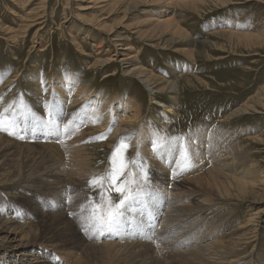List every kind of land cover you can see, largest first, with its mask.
Segmentation results:
<instances>
[{
	"label": "rangeland",
	"instance_id": "rangeland-1",
	"mask_svg": "<svg viewBox=\"0 0 264 264\" xmlns=\"http://www.w3.org/2000/svg\"><path fill=\"white\" fill-rule=\"evenodd\" d=\"M20 1L23 3L28 1L26 14L31 17L27 20L18 19L16 15L21 12L17 8L19 0H0V116L11 122L10 130L16 134L15 137L21 133L22 137L27 140L23 141L12 137L7 134V131H0V135L4 134L13 140L19 142L21 140V143L25 142L29 146L28 148L37 150L40 161L42 156L51 154L53 163L57 165L55 166V172L59 173L62 178L65 173L66 179L79 175L83 176L84 183H80V186L87 191L88 195L91 193V197L95 202H99L100 190L92 187L88 181L108 172L109 156L114 149L119 145H127L123 149V155L129 164L122 179L135 180L138 184L143 185L144 180L141 179V176H138L140 171L135 166L138 161L134 157L139 152L140 158L147 162L148 158L144 157L142 148L146 150L153 148L151 149L152 156H157L159 147L153 146V144L151 148H148L150 146L147 145L151 143L149 139L145 143L139 139V148L134 144L133 150L127 142L121 139L115 140L112 145L97 143L110 136V132L104 131L103 136L102 133H94L91 130V126L94 124L80 127L79 124L71 122L70 134L63 138L59 137L58 134H48L51 127H43L42 125V131L32 132V122L27 117H29L28 108L32 107L34 95L36 100H44L41 106L43 111L41 112V109H38L36 112L38 115L37 120L41 124L47 120V110L55 103L64 111H68L65 109L69 107L73 117L76 112L79 114L81 109L83 111L84 107H87V103L91 98H95L99 101L103 100L102 107L106 105L105 110L112 111L114 120L118 118L116 119L117 125L125 121L129 122L128 124L134 125L136 123L138 127L145 128L148 125L156 124L155 122L158 121V125L164 126L160 129L164 140L169 137L171 139L174 137H177L176 139L188 138L192 133H197L202 129L208 132L218 130L226 136L229 147L226 146V152L224 151L220 157V154H216L214 157L212 152H205L204 154L210 156L207 159L208 161L202 162L198 159L204 165L200 166L197 160V165L193 168L180 166V171L184 174L178 172L176 174L180 177L190 178L188 185L190 192L198 193V200L194 202L195 199H191L190 196V202H177L175 205L178 206L179 210L184 207L186 211L189 210L190 213L199 216L197 218L191 216L192 222H197L200 226L198 232H195L194 235L190 233V236L195 237L197 234L209 230L212 222L217 223L219 219L221 222L226 221L233 225L231 229L239 228L240 234L245 236L246 241L254 239L251 243H247L244 249L245 257L238 264H264V200L259 201L261 197H264V192L256 187V191H259L261 196L256 197V202L249 203L246 200L239 202L212 192L213 186L211 187L209 183L215 181L210 178H207L210 182L203 180V186L199 187V178H206L208 174L205 172H208L213 164L215 165L214 168L217 167L216 169L220 168L219 170H221L223 164L234 161L231 157L232 152L237 157L235 162L240 164L234 166L240 168L245 165V168H241V173L246 174V169H249L251 172H257L258 175H264V44L248 48L247 44L241 45L236 39L230 41L223 34L225 29H232L236 26L234 30L254 32L252 34L264 38V31H262L264 30V1L230 0L227 3L221 1L217 3L216 0H213L208 4H203L199 9L187 8L180 4L174 9L170 7L171 9L167 11V14L173 20L178 21L179 25L189 33V40L175 41V44L169 47L156 46L158 44L157 38L153 41L155 45L145 41L147 38L133 39V55L136 61L128 60L129 64L120 61L123 57L118 54L121 51L119 50L120 47H123L121 41L117 43L119 45H115L112 38L104 32L92 30V26L84 23V20L78 14L84 13V16H87L91 21H96L95 17L100 16L108 25L119 22L116 26L115 35L121 33L119 34L121 36L118 37L121 39L125 36V30L131 29L133 25L139 24L142 31L152 28V26L147 25L149 14H145L144 11L139 10L137 14H126L123 5L118 4L111 7L108 3H89L91 0ZM92 5H95L96 7L92 8L96 9L85 11L79 9L81 6ZM142 8L151 9L152 12L150 13L155 15L165 12V9L158 4L151 6L147 4ZM123 19L124 22H122ZM2 25L5 27L2 28ZM8 27L18 28L19 33L16 38L10 33ZM162 36L168 38L170 34L165 33ZM100 41H102V47H98ZM114 41L117 40L114 39ZM191 43H193V46H190ZM186 46L190 50L194 49V52L185 54L180 51L181 48ZM99 49L100 51L111 49V54H116L114 64L103 70L93 66L99 57ZM137 64L164 81L175 80L179 84V92L177 94L159 92L155 95L157 101L152 104L153 93L151 89L153 87L127 72L129 68ZM76 76L78 85L71 87L70 91L80 88L81 84L86 86V90L77 94L72 93L71 98L77 100V102L69 105V93L71 92L61 91L59 86L62 85L65 78L70 80L71 84L69 86H72ZM7 79L10 80V83L3 85ZM133 98L138 100L139 106L141 105L139 119L135 116L132 117V110L129 111V109L126 110L119 106L121 100L125 102L123 104L125 107V105H128L129 99ZM159 102L163 104V107L165 105L173 106L171 108L174 109V114L169 119L161 118L164 108L158 104ZM17 104H21V106H16ZM43 104L45 107H43ZM245 106H250V108L239 112L235 116L230 115L235 110ZM91 109L95 113L99 108ZM121 113H124L123 116L119 117V115L117 117V114ZM98 115L102 117V113ZM161 121L164 122L161 123ZM95 125L93 127L98 126L97 123ZM71 127L75 128L74 133H72ZM154 127L157 129L156 125ZM32 133L34 136L31 137ZM42 134L43 139L46 140L45 142L40 140ZM100 135L102 137L97 138ZM53 137L59 138L54 139ZM57 140L60 142L57 143ZM233 146H235V150L231 152ZM206 150L211 151L210 149ZM84 151L86 154H84ZM0 155V160L6 163L5 168L0 169V174L23 175L27 170L30 172L23 176L22 180L19 178L14 183L0 182V218L3 220H9L10 218L16 220L20 227L33 223L34 225L39 223L46 225L44 230L43 228L39 231L36 230L34 234H28L23 238H38L40 242L49 241L54 243L51 245L50 250L60 253L66 264H78L79 260L82 264H104L103 259L93 255L92 252L88 255L83 253L86 247L82 249V247L77 246L78 238L74 237L71 230H65L64 227L58 226L55 218L51 222V215L48 214V210L52 205L56 206L54 205L56 201L48 200L54 197L52 193L38 192L35 197L23 190L28 189L26 186L30 185L43 186L41 182L34 179L40 171L36 173L32 169H28L24 154L11 152L6 155L0 153ZM186 155L187 153L183 150L181 158ZM81 156L91 163V168L88 164H76L81 160ZM159 158L157 161L161 162ZM178 163L180 165V160L178 162L174 160L172 165H166L168 166V172ZM187 170H189L188 173ZM233 172L231 171V174ZM70 175H73V177H70ZM133 177L135 178L133 179ZM248 179L255 181L259 178ZM229 181L223 179L224 184L229 183ZM171 184L172 182L165 185V187H160L157 183L146 186L145 189L152 191V194L146 192L149 196L147 202L153 204L163 198L162 205L164 206L168 205L170 201L172 202L173 199L176 200L179 193L172 189ZM106 186L107 184L104 186L105 190ZM145 189L140 188L141 191H145ZM111 197L117 200L116 195ZM66 198H69V196L66 195ZM36 202L41 203L40 211L42 212L41 219L38 222L35 220L40 211L32 209ZM89 202H92L91 199H89ZM170 205H172V208L168 207V212L165 215L160 212L156 218L162 219L164 222V217L168 214L178 217L181 212L177 211L174 204ZM81 214L78 219L82 218L83 220ZM251 217H254V221L250 220ZM45 220H47V223L43 222ZM192 222L187 224L190 226ZM164 223L167 224V222ZM118 229L119 234H121V228ZM185 232L184 236L188 234V231ZM253 235L255 236L252 237ZM4 236H7L4 232L0 233V262L6 264H36L32 259L33 257L22 258L23 256L19 257L16 254H11L13 250L10 252L7 248L8 243ZM20 236L18 235L16 240ZM137 236V240L146 239V237ZM181 238L179 236L178 242ZM123 241L125 239L121 240V243H124ZM101 243L98 246H109L112 252L116 254L109 264H126V261L129 260L124 259V256L131 258L132 264H193L190 263L194 260L193 254L197 255L195 251L197 248L195 249L192 243H190V247L194 248L190 250H174L182 249L179 247L181 243L172 245V243L165 242L158 246L152 239L149 240L148 244L140 247L135 246L128 253L126 250L120 252L122 245L127 244L117 242H110L111 244L109 242ZM37 244L38 242H33L20 249V251L30 253L31 249L41 247L36 246ZM131 251H140L142 256L135 258L134 254L130 255Z\"/></svg>",
	"mask_w": 264,
	"mask_h": 264
},
{
	"label": "bare ground",
	"instance_id": "bare-ground-1",
	"mask_svg": "<svg viewBox=\"0 0 264 264\" xmlns=\"http://www.w3.org/2000/svg\"><path fill=\"white\" fill-rule=\"evenodd\" d=\"M211 1H213V0H91V2H89V3H92V2H94L95 4L108 3L111 7H114V5H118V4L123 5V8L126 11V14H129V13H131V14L136 13L137 14V12L139 10L144 11L145 14H149V16H147L148 17L147 18V20H148L147 25L152 26V28L150 30L142 31L139 24L133 25L131 27V29L125 30V33H124L125 36L121 39L118 38L119 36H121V35H119L121 33H118L117 35H115L116 26L119 24V22L117 24H114V25H108V24H106V22H104V20L100 16L98 18L95 17L96 21H91L87 16H84V13L78 14V16L80 18H82L84 21L79 19L78 16H75V17L77 19L83 21L84 23L91 25L93 28L92 30H95V31L97 30L99 32L106 33L110 38H112L113 43L115 45H119L117 43L119 41H121L122 42L121 44L123 47H120V49L118 48L119 50H121V51H119L120 53H118V54L123 56V57H121L120 61L125 63L128 60L136 61V58L133 55V52H134L133 47H132V40L133 39L141 40V39L147 38V39H145V41H148V42L154 44L153 41H155L154 39L157 38L156 41H158V44L156 46H162L163 45V46H169V47L174 45L175 41L181 42L182 40H189V38H190L189 33L183 27H181L179 25L178 21L173 20L169 16V14H167L168 13L167 11L171 8H173V9L176 8V6L179 4L184 5L187 8L199 9L200 6L202 7L203 4H208ZM220 1L222 3H225V2L227 3L230 0H216L217 3H219ZM262 1H264V0H262ZM15 2H17V1H15ZM27 2L24 1V3H23L19 0V3L17 4L18 5L17 8H19L21 10V12L16 14L18 19L23 18V19L27 20L28 18L31 17V16H28L26 14L27 7L29 5V4H27ZM147 4L150 6L154 5V4H158V5L162 6V8L165 9V12H163L159 15L151 14L150 13V12H152L151 9L148 10V9L142 8L144 5H147ZM10 7H11V5H10ZM92 7H96V6L95 5L94 6L93 5L92 6H81V7H79V9L82 11H85L88 9H96V8H92ZM112 10H115V9H112ZM15 13H17V12H15ZM122 22H124V19L122 20ZM1 27L4 28L5 26L2 25ZM21 27H22V25H21ZM235 27L236 26H234L232 29H225L223 31L224 32L223 34L230 41H234V39H236L238 42L241 43V45L247 44L248 48H252V47L260 46V45L264 44V38L260 37V35L252 34L254 32L250 33L249 31L234 30ZM8 30H10V33H12L14 38H16L18 36V33H19L18 28L8 27ZM244 30H249V29H244ZM262 31H264V30H262ZM258 32L260 33L259 30H258ZM165 33L170 34V37L164 38L162 35H164ZM113 38L117 41H114ZM123 39H125V41H123ZM15 41H17V40H15ZM102 41H100V43L98 44V47H102ZM161 42H164V43H161ZM190 46H193V43H191ZM100 49L98 52L99 57L94 62L93 66L98 67L99 69L103 70V69L108 68L110 65L114 64L113 61L116 60L115 59L116 54L112 55L111 49H106L103 51L102 50L100 51ZM180 51H182L185 54H189V53H193L194 49L190 50L186 46L184 48H181ZM100 54H101V57H100ZM105 57H106V59H104ZM128 62L126 64H129ZM127 72H128V74L135 75L136 77L141 79L143 82L148 83L150 86L153 87L151 89L152 93H153L152 94V96H153V98H152L153 103L152 104H154L157 101V98L155 97V95L159 92L160 93L161 92H167V93H171V94H177L179 92V84H177L175 82V80H172V81H166L165 80L164 81L162 78L157 77L155 75H152L151 73H149L148 70H146L145 68L141 67L138 64L129 68V70ZM75 80L72 82L73 85L69 86V84H71V82H70V80L65 78V80L62 82V85L59 86V88H61V91L68 93L70 91L71 87H74L76 84L78 85L77 76H76ZM153 81H155V82H153ZM8 82L10 83V80L7 79V81L5 83H3V85L4 84L6 85ZM83 90H86V86L84 84H81L80 88L75 89L72 92L70 91L71 93H69V96H70L69 105L77 102V100H74L73 98H71L72 93L77 94ZM258 96H259V94H258ZM33 98L35 99L36 96L34 95ZM34 99L32 101L33 102L32 107L28 108L29 117H27V119L29 118V120L32 122V125H31L32 132L33 131H42V126H43V124L39 123V121L37 120L38 115L36 112L38 109H41V112L43 111L41 106H42V103L44 100L42 101L39 99V101H38V100H36V99L34 100ZM94 99L91 98L90 101L87 103L88 104L87 107H84L83 111L81 109L79 114H77V112H76V115H74L73 117L71 114L72 111H70L71 109L69 107L67 109H65V110H68L69 111L68 112V111H64L57 103H55L54 105H51L49 107V109L47 110V112H48L47 120L49 118V113H51L53 118L56 119L58 123H60L61 130L58 132V131L54 130L53 128H51L50 131L48 132V134H58L59 137L60 136L62 138L66 137L67 134H65L63 132L62 124H68L69 122H74V123L79 124L80 127L87 125V124H89V125L94 124L91 126L92 132L94 131V133H97V134L102 133L101 134L102 136H103L104 131L110 132V136L106 135L107 136L106 138H104L101 142H97V143L112 145L115 142V140L121 139V140L127 142L130 145V148H132V150H133L134 144H136L139 148V145H138L139 139H141V141L143 143H145L146 140L149 139V142L151 141V143H149V145H147V146H150L148 148H151V146L153 144H154L153 146L156 145L157 147H159V150L157 151L158 155L152 156L151 149H153V148H151L149 150L142 148V152H143L144 157L148 158L147 162H144L143 159L140 158L139 152L136 153L137 155L135 154L136 155L135 158H137V161H138L137 165L143 171V174H139L138 176H141V179L146 180V182H147L146 186L155 185V183H157L158 185H160V187H165V185H168L170 182H172V184H171L172 189L178 191L179 196L176 200L173 199L172 202L170 201L169 205L170 204L175 205L177 202L178 203L190 202L191 199H195L194 202L198 200V196H197L198 193L194 194V192H190V187L188 186L190 183V178L187 179L185 177H180L176 174L177 172L176 173L173 172L175 174L171 175L172 171L180 170L179 163H178V165L174 166V168L171 169L172 171H170L171 173L169 174V172L167 170L168 166H166L164 160H170L171 162L176 160V162H178L179 159L181 158L182 152L184 150L187 153V155L184 156L183 158H190V160L188 159L189 165L187 167L193 168L194 166L197 165L196 163H197L198 159L201 160L202 162L208 161L207 159L210 156L204 154L205 152H207V153L212 152V155L214 157L216 156V154L217 155L220 154L219 155V157H220L224 153V151L226 152V150H227L226 146L229 147V144L227 143V140H226V136L224 134L223 135L225 137L220 132H218V130L208 132L207 130L202 129V130L198 131L197 133H192L190 135V137H188V138L176 139L173 141L172 144L168 145L167 142H165L164 138L162 137V135H161L162 133L160 132L161 127L164 128V126L158 125V121L155 122L156 124L148 125L145 128L138 127V125H136L135 122H134L135 123L134 125L128 124L129 122L127 123L125 121L121 122L117 125L116 119H118V118H116L114 120V118H112V116H114L112 114V111L110 110V112H108L107 110H105V107H107L106 105H104L102 107L103 100L99 101L97 99H95V100ZM124 103L125 102L123 100H121L119 102V106L120 107L122 106V108H124L126 110L129 109V111L132 110V112H133L132 117L135 116L137 119H139L140 114H141V105L140 106L138 105L139 104L138 100H136L134 98L129 99V103H128V105H125V107L123 106ZM158 104L161 107H163V104L161 102H159ZM43 107H45L44 104H43ZM171 107H173V106L165 105L163 107L164 113L161 117L162 119L163 118L169 119V117H171V115L174 114V109ZM91 108H93V109L99 108V109L96 110V112L94 113V112H92ZM249 108H250V106H245L244 108L241 107L238 110H235L230 115L235 116L236 114H239V112H242V111L249 109ZM124 109H122V110L124 111ZM105 112H107V113L104 114ZM99 113H102V117H99V115H98ZM123 114L124 113L117 114V117L119 115H120L119 117H121V116H123ZM127 119H128V117L126 118V120ZM164 121H161V123H163ZM95 123L98 124L97 127H93V126H96ZM151 123H153V122H151ZM144 125H145V123H144ZM155 125L157 126V129H159V131H157V129H155V127H154ZM163 131H164V129H163ZM13 135L15 136L16 134H13ZM101 135L97 136V138L102 137ZM18 136L19 135H17L16 138L20 139V137H18ZM32 136H34L33 133L31 134V137ZM54 136H56V135H54ZM120 136H121V138H119ZM59 137H53V138L58 139ZM21 138L23 139V141L27 140V139L23 138L22 136H21ZM56 142L59 143L60 141L57 140ZM28 147L29 146L26 145L25 142L21 143V140L19 142L18 140L11 139L7 135H4V134L0 135V153H2L4 155L11 153V152H14L16 154H22L23 153L25 158H26L25 164L28 167V169H32L36 173L38 171H40L34 177V179L37 182H41L43 184V186L36 187L35 185H30V186H26L28 189H23V190L25 192L31 193L32 196H35V197H36V193H38V192L47 193V194L52 193L54 197L52 199H48V200L49 201H56V204H54L56 206L52 205L50 210H48V214L51 215V217H50L51 222H53V219L55 218V220H57L58 226L64 227L65 230H71L74 234V237L78 238L77 246L82 247V249L86 247L83 250V253L88 255V253L92 252L93 255H96V256H99L100 258H102L104 264H109L110 260L113 259L116 254L112 252V250L110 249L109 246H103V245L98 246L99 241H100V232L101 231H97L93 227L88 226L87 217H88V210H89L90 202H89L87 191L84 190L80 186V183L81 184L84 183V177L79 175V176H76V177L71 178V179H66L65 173H64V176L62 178L59 173L55 172V170H56L55 166H57V165L53 163V161H52L53 157L51 154L49 156H42L41 161H40V159H39L40 157L37 154V150L32 149V148H28ZM234 148H235V146L232 147L231 152L235 150ZM236 148H237V145H236ZM205 149H210L211 151H207V150L205 151ZM84 154H86L85 151H84ZM231 154H232L231 157L234 161L231 160L232 162L223 164L221 166V168L223 170L222 169L219 170L220 168L216 169L217 167L214 168L215 165L213 164L212 167L208 170V172H205L208 174L207 177L206 178H204V177L199 178L200 179L199 187L201 185L203 186V184H202L203 180L210 182V180L207 179V178H210V179H213L215 181L213 183H209V185H211V187L213 186L211 190H212V192L217 193V195H221L222 197L232 198V199H235L236 201H239V202H243L246 200L249 203H254V202H256V197L261 196L259 194V191H256V187H258L259 190H262L264 192V175L260 174L261 175L260 176V175H258L257 172H251V171H249V169H246V174H244L243 172L241 173L240 170H241V168L242 169L245 168L244 167L245 165L243 167L241 166L240 168H236L234 165H236V164L240 165V164L238 162H235L236 161L235 158H237L235 156V154L233 152ZM149 155H151V156L149 157ZM177 155H178V157H177ZM193 156H195L196 160L193 159ZM158 157H160L159 159H162L161 162L157 161ZM219 157H217V158L219 159ZM244 157H246V156H244ZM86 158H88V157H86ZM199 160H198V163L200 164V166L204 165V163H200L201 161H199ZM5 164L6 163H3V161L0 160V169L5 168ZM76 164L77 165L88 164V166L90 168L92 166L91 163L87 159H85L83 156H81V160L76 162ZM148 164H150V165L147 166ZM58 168L60 170H62L59 166H58ZM155 169H158V170H155ZM41 171H42V173H41ZM231 171H234V172L231 174ZM27 173H30V172H28V170H27L23 175L0 174V177H1L0 182L14 183L19 178H21V180H22L24 178L23 176H25ZM245 176H247V177L243 178ZM70 177H73V175H70ZM134 178L135 177H133V179ZM224 178L226 180H230L229 183L224 184V182H223ZM248 178H251V179L259 178V179L255 180V181H250ZM256 181H257V184H256ZM258 182H260V183H258ZM207 188H210V187H207ZM146 192H149V194H152V191L150 189H145V191L142 190L140 192V195L137 199L138 204L136 206H134V208L132 210L131 217H129L126 214V219H125L123 225L120 227L122 233L127 232V234H129L132 237V239L127 238V239H125V241H123L127 245H125V246L122 245L120 252H121V250H123V252H124V250H126V252L128 253V251L133 249L135 246L140 247V246H143L144 244H148L147 240H149L150 238L153 240H160V238L169 235V236H172V238H174V240H177V241L179 240V236H181L182 238L180 241H182V242H181V244H179V247L184 249V250H186L188 247H190V243H192V246L193 245L195 246V249L197 248V250H195L197 255L193 254L194 260H193V262H190L193 264H238V262L240 260H242V258L244 259V257H245L244 249L246 248L247 243L248 242L251 243V241H254V239L246 241L245 236L240 234L239 228L231 229L233 226L231 223H228L226 221L221 222L220 219H219V221L216 220L217 223L212 222V225L209 226V230H205L203 233L201 232L202 234H199V235L197 234L195 237H192V236H190V233H191V235H194L195 232H198V227L200 225H198L197 222L193 223L191 216L193 218H197L199 216H196L193 213H190L189 210L186 211L184 209V207L181 208V210H179L178 206H176V205H175V207H176L177 211L181 212L180 214L178 213L179 214L178 217L168 214L167 216L164 217V222H167L166 227L161 226L159 230H157L156 232L153 233L154 237H150V238L148 237L145 240H137V237H138L137 235H140L141 237H146V234L144 233V231L142 230V228L140 226V218H139L143 207L145 205H153L156 203V201L153 204L151 202H147L149 199V196L147 195ZM186 192H190V193H186ZM66 195H68L69 198H66ZM190 196H191V199H190ZM263 200H264V197H261L259 199V201H263ZM184 201H186V202H184ZM194 202H192V203H194ZM157 203L162 205L163 198H160V201H158ZM197 203H199V202H197ZM40 204L41 203L38 204V202H36L34 204V206L32 207V209L33 210L36 209L37 211H40V207H41ZM169 207L172 208V205H170ZM80 210H82V211H80ZM80 213H82L81 215L84 218L83 220H82V218L78 219V216L80 215ZM210 215H212V214H210ZM217 215H219V214H217ZM41 216H42V212L40 211V213L36 217L35 221L36 222L40 221ZM174 218H177V219H174ZM253 218L254 217H251L250 220L254 221ZM10 219L9 220L8 219L3 220L2 218H0V233L4 232V234L7 235V236H4V238L7 240V243H8L7 248H9V251L11 252L13 250L11 252V254L12 253L16 254L19 257L23 256L22 258L29 257V256L33 257L32 259H34V261H35L34 263H36V264H57L55 259L49 257L47 254H45L44 252L41 251L44 248L50 249L51 245H53L54 243L49 242V241H47L48 243L43 242V241L40 242V241H38V238H31V239H29V238L24 239L23 238V237L27 236L28 234L29 235L34 234L36 232V230L39 231L42 228L44 230L46 225L44 226V224L41 225L40 223L34 225V223H33L31 225L29 224L28 226L23 225L20 227L16 220L14 221L13 219H11V220ZM168 221H170V222H168ZM43 222L47 223V220H45ZM128 222L130 223L131 228L127 227L126 224ZM191 222H192V224L189 226L187 223H191ZM10 223H11V225H10ZM180 229H182V231H180ZM184 229H186V230H184ZM183 230H184V232H183ZM185 231H188V234L186 236H184V234L186 233ZM112 233L114 235L119 234V229L113 230ZM18 235H21V236L18 240H16V237H18ZM254 236L255 235H253L252 237H254ZM172 238L168 242L172 243V245H173L174 240H172ZM33 242H38V244L36 246L39 245L41 247H39L37 249H35V248L31 249L32 251H30V253H24V252L20 251V249H22L23 247H26L27 245H29ZM103 247H105V248H103ZM255 248H256V246H255ZM85 254H83V255H85ZM132 254H134L135 258L142 256L140 251L139 252L138 251H131L130 255H132ZM124 259L129 260V261H126V264H132L131 258L124 256ZM0 264H6V263L0 262ZM78 264H82V262L79 260Z\"/></svg>",
	"mask_w": 264,
	"mask_h": 264
},
{
	"label": "snow or ice",
	"instance_id": "snow-or-ice-1",
	"mask_svg": "<svg viewBox=\"0 0 264 264\" xmlns=\"http://www.w3.org/2000/svg\"><path fill=\"white\" fill-rule=\"evenodd\" d=\"M70 123L63 126V132L70 134ZM10 121H6L0 116V131H9ZM44 127H51L56 131L61 130L60 123L49 113V118L43 121ZM12 135L14 132L9 131ZM127 145H119L113 152L110 159V168L105 175L93 177L88 183L100 190L99 202H91L88 210V226L93 227L97 231L111 232L120 228L125 219L129 205L138 199L139 191H133L131 184L134 180L129 181L122 179L125 176L129 162L124 158L123 149ZM108 188L105 190V185ZM106 191L118 194V200L114 201L110 195H106Z\"/></svg>",
	"mask_w": 264,
	"mask_h": 264
}]
</instances>
